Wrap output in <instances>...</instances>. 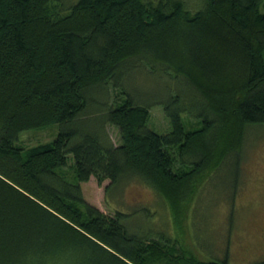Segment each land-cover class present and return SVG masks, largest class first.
<instances>
[{"label": "trees", "instance_id": "trees-1", "mask_svg": "<svg viewBox=\"0 0 264 264\" xmlns=\"http://www.w3.org/2000/svg\"><path fill=\"white\" fill-rule=\"evenodd\" d=\"M192 5L0 0V264H230L198 258L182 236L201 186L264 125V0ZM151 74L176 89L165 132L125 84ZM55 123L54 139L20 144ZM92 176L107 192L149 183L178 235L142 234L129 224L137 208L87 201Z\"/></svg>", "mask_w": 264, "mask_h": 264}, {"label": "rangeland", "instance_id": "rangeland-1", "mask_svg": "<svg viewBox=\"0 0 264 264\" xmlns=\"http://www.w3.org/2000/svg\"><path fill=\"white\" fill-rule=\"evenodd\" d=\"M188 2L192 7L199 0ZM125 84L139 103L152 106L154 127L159 132L167 131L170 127L164 103L176 90L170 82L164 76L151 74L140 78L129 75ZM112 91L108 92V98L100 95L108 104L115 99ZM59 129L55 123L41 129L24 130L19 142L25 146L43 143L54 139ZM106 130L115 144L121 143L116 126L109 123ZM246 135L242 161L233 165L230 163L233 159L227 160L201 186L192 203L182 239L200 259H224L227 255L230 264H249L264 259V125L250 127ZM107 184L109 180L99 183L92 176L82 183L84 197L110 214L116 208L130 212L137 208L129 224L142 234L154 230L172 237L178 235L169 206L149 183L133 179L109 192Z\"/></svg>", "mask_w": 264, "mask_h": 264}]
</instances>
